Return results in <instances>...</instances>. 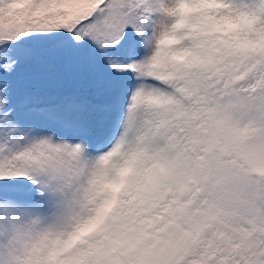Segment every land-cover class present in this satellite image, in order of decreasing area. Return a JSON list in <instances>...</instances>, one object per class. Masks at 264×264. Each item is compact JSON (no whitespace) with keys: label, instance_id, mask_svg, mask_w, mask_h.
Masks as SVG:
<instances>
[{"label":"snow or ice","instance_id":"6c2138e0","mask_svg":"<svg viewBox=\"0 0 264 264\" xmlns=\"http://www.w3.org/2000/svg\"><path fill=\"white\" fill-rule=\"evenodd\" d=\"M0 264H264V0H0Z\"/></svg>","mask_w":264,"mask_h":264}]
</instances>
